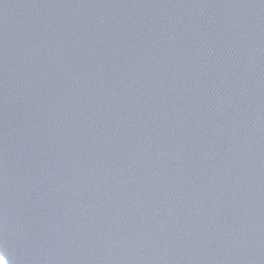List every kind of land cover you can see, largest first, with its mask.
Masks as SVG:
<instances>
[{
    "label": "water",
    "instance_id": "water-1",
    "mask_svg": "<svg viewBox=\"0 0 264 264\" xmlns=\"http://www.w3.org/2000/svg\"><path fill=\"white\" fill-rule=\"evenodd\" d=\"M6 264H264V0H0Z\"/></svg>",
    "mask_w": 264,
    "mask_h": 264
},
{
    "label": "clouds",
    "instance_id": "clouds-1",
    "mask_svg": "<svg viewBox=\"0 0 264 264\" xmlns=\"http://www.w3.org/2000/svg\"><path fill=\"white\" fill-rule=\"evenodd\" d=\"M0 264H4L3 258H0Z\"/></svg>",
    "mask_w": 264,
    "mask_h": 264
},
{
    "label": "bare ground",
    "instance_id": "bare-ground-1",
    "mask_svg": "<svg viewBox=\"0 0 264 264\" xmlns=\"http://www.w3.org/2000/svg\"><path fill=\"white\" fill-rule=\"evenodd\" d=\"M3 260H4V259H3ZM4 264H6L5 261H4Z\"/></svg>",
    "mask_w": 264,
    "mask_h": 264
},
{
    "label": "rangeland",
    "instance_id": "rangeland-1",
    "mask_svg": "<svg viewBox=\"0 0 264 264\" xmlns=\"http://www.w3.org/2000/svg\"><path fill=\"white\" fill-rule=\"evenodd\" d=\"M0 258H2V257L0 256Z\"/></svg>",
    "mask_w": 264,
    "mask_h": 264
}]
</instances>
